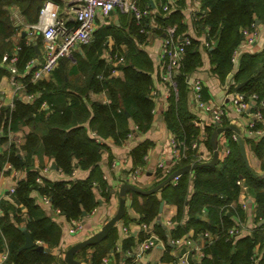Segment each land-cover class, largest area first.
<instances>
[{"label": "trees", "instance_id": "trees-1", "mask_svg": "<svg viewBox=\"0 0 264 264\" xmlns=\"http://www.w3.org/2000/svg\"><path fill=\"white\" fill-rule=\"evenodd\" d=\"M45 1L0 0V80L4 75L9 76L7 66L2 64L3 59L5 56L11 57L16 48H19L16 63L19 73L23 74L27 64L35 59L36 47L23 38L21 27L33 25L38 21ZM54 1L62 4V0ZM162 2L164 7L168 0ZM147 4L153 9L151 0L141 2L142 6ZM200 5L196 20L198 31L206 36V41L216 42L214 47L210 46L207 50L213 74L222 83L229 75H233L236 84L246 83L240 92L256 93L264 102V46L261 52L245 53L238 71L232 74V55L242 41V29L255 21H264V0H200ZM15 10L23 18L19 25L13 19ZM170 11H164L162 8L158 13L154 12L151 17L143 20L142 26H138L129 16L122 15L120 26H103L97 30L93 42L81 48L83 54L76 56L77 64H73L70 70V59H60L50 80L30 82L34 70L37 69L35 64L24 78L27 83L26 92L38 95L35 101L27 104L22 98L16 97L13 109L0 107L2 146L9 145V131L18 133L23 127L32 128L24 145L14 141L6 151L0 153V175L7 162L13 164L16 169H29L32 156L39 151L48 155L68 177H71L76 169L90 171L85 180L50 181L44 178L42 184L36 181L41 175L38 170L28 171L27 178L19 182L16 192L12 194L15 204L2 205L4 215L1 221L0 251L7 243L9 258L6 264H66L64 259L57 262L47 251L35 248L21 250L26 240L21 230L23 227L29 231L34 242L53 246L58 244L61 237L60 227L48 216L39 198L33 196L34 192L39 196H49L53 207L60 210L69 222L82 221L85 215L92 213L99 205L97 191L101 196L110 199L111 190L103 180L99 166L106 148L105 140L126 142L131 132V124L138 126V133H146L152 128L155 120V102L152 97L155 65L140 45L147 44L149 33L165 35L170 27H176L178 39L189 35L184 34L187 26L183 22V14ZM150 19L155 20L156 27L151 26ZM126 27L130 32H124ZM19 33L20 38L14 43L13 38ZM111 42L113 45L110 48ZM200 45L199 39L192 38V44L186 48L175 77L176 91L169 97V105L164 113L168 129L182 144L181 150L184 147L187 149L186 158L171 174L164 175L163 170L159 169V179L155 186L176 170L201 163L198 161L199 152L193 148V144L200 140L202 131L193 124L195 116L189 106L187 84L188 77L202 66ZM107 50H111V54L118 53V56L125 59V65L118 66L122 76H109L113 64L108 65L103 58ZM78 73L84 75L86 81L84 87L79 89V94L75 95L66 90L69 85L66 81ZM102 73L108 78L99 80L97 76ZM90 93H105L109 102L93 101L90 99ZM204 98L208 99L207 90H204ZM43 103L49 108H42ZM215 129L212 125L205 129L211 154L213 149L210 138ZM92 132L103 143H98L96 137L91 136ZM230 133L227 132L228 135ZM234 143L230 144L231 154L219 166L186 172L181 175L176 185L170 183L164 187L160 198L157 194L140 195L142 202L135 199L132 203L133 208L140 213L139 224H155L156 233L166 244L171 238L170 233H166L164 226L157 221L162 201L178 207L173 240L190 235L192 230L193 240L200 238L202 233H210L213 238L204 241L205 257L199 264H254L258 237L238 240L229 238L228 232L232 227H239L242 219V210L235 203L242 189L237 184L238 181H242L252 190L256 201L257 220L264 221V176H258L247 168L239 149H232V146L236 147ZM246 144L261 161V171L264 172V138L257 143L247 140ZM150 147L151 143L146 140L131 149L130 154L136 169L146 166ZM134 195L139 196L136 193ZM24 209L28 211L27 217L22 215ZM260 230H264V225ZM146 238L147 236L142 240ZM118 240L119 231L114 228L105 240L84 248L75 258L93 248L95 251L91 264H102L103 259L111 251H115ZM133 240V237H129L124 242L122 252L133 250ZM208 254L211 259L207 261ZM133 261L134 259L130 258L128 264ZM257 264H264V256Z\"/></svg>", "mask_w": 264, "mask_h": 264}, {"label": "crops", "instance_id": "crops-1", "mask_svg": "<svg viewBox=\"0 0 264 264\" xmlns=\"http://www.w3.org/2000/svg\"><path fill=\"white\" fill-rule=\"evenodd\" d=\"M172 2L173 0H170V3ZM151 5L155 13H158L159 10H162V8L164 10L162 0H151ZM199 9H201L199 0H177L175 5L173 3L171 11L172 12L179 11L183 14V22L187 26V29L184 34H189L193 38L199 39L201 42L199 49L202 55V66L197 71H195L191 76L202 80L204 84V90H207L208 93V99L212 98L215 102L220 103L225 98H229L230 94L227 93L226 88L228 86L227 85L228 82H230L233 75L232 76L229 75L227 80L222 83L213 74L212 72L213 67L210 64L209 55L207 51L209 48L205 45L206 36L198 31V24H197L198 22H196ZM61 15L64 16V11H62ZM122 15L125 14H122L121 12H114L109 19L99 18L97 20V30L103 28V26H108L111 28L120 26ZM13 19L17 25L23 22V18L17 10L13 12ZM70 19H71L70 25H75L73 18L70 17ZM150 21H151V26L153 27L157 26L154 19H150ZM124 22H127V20H124ZM26 26L21 27L22 36L23 38L26 39L28 43L33 44L36 47V53L37 51L40 52L39 63H42V50H43L42 34L37 33L31 35L30 30H28ZM114 31L116 32V30ZM124 32L128 33L130 32V30H128V28L126 27ZM261 36H262L261 41L259 42L258 46L254 49V52L255 51L261 52L263 50L264 34H262ZM19 38H20V33L13 38L14 43L17 42ZM164 38L165 35H156L154 33H149L146 40L147 44L144 46L143 44L140 45V47L143 48L149 54L155 65V71L152 75L153 78L152 97L155 102V110H154L155 120L152 124V128L146 133H137L135 140L131 142L126 141L123 143L122 142L116 143L113 139H106L104 142L106 148L102 156V159L99 163V166L102 173V178L103 180L106 181V183L108 184L111 190L110 199L101 196L99 191H97L99 205L92 211L91 214L84 216L81 224L82 227L78 229L75 233H71L70 231L72 227V221L70 222L67 221V219L62 213L59 214L55 212L53 209H51V207H44L46 208V213L48 214V216H50L52 220L60 227L61 237H60V241L56 245L50 246L47 243L35 242L36 244L35 246H43L44 252L46 251L49 252L57 262L64 259V254L69 248H71L72 246L76 245L79 242L87 240L88 238L100 232L104 227V225L117 213L120 202L119 191L123 185V182L121 181L120 177L122 175L131 176V174L136 170V168L133 166V162L130 154L132 148H134L136 145L146 140H148L151 143V147L148 152L147 164L138 175L136 182L137 186H139L142 189L148 190L155 186L156 181L159 179V169H157V165L160 161H165L168 165L172 164V160H173L172 148L170 147L169 144V139L172 135V132L168 129L166 122L164 120V113L168 108L169 98H167L165 95L167 88L165 84L162 82L163 65L161 64L160 61L161 48ZM38 43H40V45H38ZM112 45L113 43L111 42L109 44V47L111 48ZM81 50L82 49L76 50L72 54V57L68 58L70 59L68 70L71 69L73 64H77L76 56L79 54H83ZM107 54L108 53H105L103 58L105 59L106 63H110V61L107 59ZM237 71H238L237 68H233L232 74H235ZM119 76H122V72L120 73ZM8 78H9L8 75H4L0 80V91L3 89L6 90V95L0 102L1 107L2 106L9 107L10 103L15 101L16 99L15 96L13 95V91L9 84ZM47 80H50V77L47 78ZM85 81L86 78L81 73L73 75L69 78L68 81H66L67 83H69V85L66 86V90L72 94L78 95L79 89H82L84 87ZM90 94H91L90 99H92L93 101H101V102L108 101L106 94H95V93H90ZM231 117L236 118V116L234 115H231ZM31 131L32 128L28 126L23 127L21 128L20 131H18L16 140L17 141L19 140L21 146L26 143L27 135ZM203 131L204 130H202V132ZM93 133L94 132L91 133V136H93ZM234 144L236 145V147L232 146V149L233 147L235 150L239 149L241 153L239 143L235 142ZM7 148H9V145L8 147L2 146V152L6 151ZM221 148L222 145L218 143V149ZM249 148L250 147L246 144L248 164L246 162L245 164L247 168L258 176H264V172L261 171V164H262L261 161L258 160L256 156H254L252 150H250ZM210 151L211 150L207 145V138H206L200 144L199 153H202L205 156H207L208 159L206 160H210L213 156V153L211 154ZM23 155H25L24 152ZM32 157H33L32 163L29 169L27 168L16 169L14 167V169L12 170L6 168V164L8 162L5 164L3 169V174L0 175L1 206L9 203L15 204L12 198L13 195L9 193V190L12 187H17L21 180L26 179L28 176V171L38 170L41 173L43 169L47 167H51V170L44 175V177L50 181L75 180V179L85 180L90 175V171L76 169L71 177H68L65 174L64 176H60L56 172V170L52 168V164H53L52 159L48 155L44 154L43 151H39L38 154H35ZM176 166L177 165L174 164V168ZM161 193H162V189L158 193H156L159 198L161 197ZM134 194L135 192H129L127 194L126 213L124 216V218L126 217L125 218L126 220L123 221L124 220L123 218L120 222L117 223L115 228H117L119 231V239L120 241L123 242V245L124 242H126L129 237H133L134 238L133 242L135 243V247L133 248L132 251H130V254L129 252L124 253V252L111 251L103 259L102 264H128L129 259L130 258L133 259L135 256H137L139 252V243L146 235L138 222L140 219V213L132 206V203L134 202L135 199H137L138 202H142V198L140 194L139 196ZM33 196L35 198L40 197L36 192L33 193ZM235 203L242 210L241 213L242 219H241V224L239 226L241 232H240V236L238 237V240L242 238L254 239L253 238L254 236L258 237L257 239L259 242L256 244L255 247L257 262H254V264H257L259 261L263 259L264 256V230H260V227L264 225V221L258 222L256 217L257 212H256L255 197L253 195L252 190L248 188L245 184L242 186L239 197ZM244 203L248 205V208L246 210L242 208V204ZM177 214H178V207L176 205L167 204L165 202L163 212L160 215V219H158V221L162 226H164L163 228H165L166 233L168 234L170 233L169 235L171 236V238H169L167 244L162 239H160L163 242L162 245L155 246L145 256H143L141 260V264H179L177 262V256L182 253V250L173 248L171 244V241L175 238L174 225H176L175 222H176ZM22 215L24 217H27L28 211L24 209ZM168 221H172L174 224L170 227L166 226L165 222ZM235 221L236 223L238 222V220ZM123 228H126L127 233L123 232ZM191 232L194 233L193 230ZM195 241L204 246V242L201 241L200 238H197ZM94 251L95 250L93 248L87 249L83 254L80 253L81 255L79 256V258H77V260H79L81 264H91V258L92 255L94 254ZM210 259H211V255L208 254L206 256V260L208 261ZM189 262L190 264L200 263L196 260V258H194L193 255L189 257Z\"/></svg>", "mask_w": 264, "mask_h": 264}, {"label": "built area", "instance_id": "built-area-1", "mask_svg": "<svg viewBox=\"0 0 264 264\" xmlns=\"http://www.w3.org/2000/svg\"><path fill=\"white\" fill-rule=\"evenodd\" d=\"M142 1L143 0H62V4H60L54 0H46L41 9L38 21L33 25L26 26L28 30H30L31 35L37 33L42 34V63H39V59H34L27 64L23 74L19 73L16 67L19 48H16V52L11 57L5 56L2 62V64L6 65L8 68V80L15 98L20 97L27 104L33 103L38 95L26 92L27 83L24 82L25 75H27L29 70L36 64L37 69L34 70L30 82L35 83L49 78L58 67L60 59L72 57V54L76 50L93 42L95 33L97 32V20L99 18L109 19L114 12H121L134 20L138 26H142L143 20L154 14V10L150 8V5H141ZM176 1L177 0H173V2L170 3L169 0L164 6V11L169 12L170 7L173 3L175 5ZM62 11H64V16L61 15ZM70 17L73 18L75 25H70ZM141 30L143 32V29ZM262 34H264V21H255L250 26L242 29V41L232 55L233 68H237L238 70L241 59L245 53L254 52V49L261 41ZM192 38L191 35H186L178 39L176 37V27H170L166 31L162 43L160 61L163 65L162 82L167 88L165 94L167 98L171 97L173 91H176L175 77L185 56L186 48L192 44ZM205 45L208 48H210V46L214 47L216 42L211 41L210 43L205 41ZM106 53H108L107 59L110 61V63L107 64H113L109 76H119L121 71L118 69V66L125 65V59L122 56H118V53L111 54V50H107ZM97 78L99 80H105L108 77L102 73L99 74ZM187 84L189 88V106L195 116L193 124L196 128L205 131L206 127L211 125L215 128L234 125L240 130V134L230 131L231 133L229 135L227 132L219 135L218 143L222 145V148L218 149L220 162L228 158L231 154L230 144L232 142H238L240 137H242L245 142L248 140L255 143L264 138V102L259 99L258 94L240 92L237 90L238 84L233 81L232 77L226 88L227 93L230 94L229 98H225L220 103H217L212 98H204V84L201 79L189 76ZM0 92L3 99L6 95V90L3 89ZM108 102L109 101L103 103ZM9 107L11 109L15 107L14 101L10 103ZM42 108L48 109L49 106L43 103ZM231 115L236 116V118L231 117ZM225 122H227V125ZM204 131L202 132L200 140L193 144V148L198 150V152L201 142L206 139V133ZM137 133L138 126L131 124V132L127 136V141H134ZM17 135V133L9 131V145L17 141ZM93 136L96 137V134L93 133ZM96 141L98 143H103V141L97 137ZM17 143L20 144L19 140ZM169 144L172 148V164L168 165L165 161H160L157 165V169L163 170L164 175L171 174L174 169V164L178 165L186 158L187 149L184 147L183 150H181L182 144L179 143V140L173 135H171L169 139ZM1 152L2 144L0 143V153ZM199 156V162L203 163L208 161L206 160L208 157L204 154L199 153ZM147 160L148 156L146 157V161ZM6 168L13 170L14 166L11 163H7ZM142 169L143 168H137L131 176L122 175L120 179L123 184L129 183L137 185V177ZM50 170L51 167L43 169L36 181L42 184L45 178L44 175ZM56 172L60 176H64V173L59 169H57ZM180 177L181 175L175 177L171 184L176 185ZM237 184L241 187L244 185L242 181H238ZM16 189L17 187L10 188L9 193L14 194ZM39 202L43 207H51L55 212L61 214L60 210L53 207L49 196H40ZM242 208L246 210L248 205L244 203L242 204ZM3 215L4 212L0 200V234H2L1 221ZM81 224V220H73L70 230L71 233H75L80 229L82 227ZM173 224L172 221L165 222V225L169 227ZM154 226L155 224L140 225L147 238L140 241L139 252L137 256L133 258L134 261L132 264H141L143 256L155 246L162 245L163 242L156 233ZM123 232L127 233L126 228H123ZM240 232L241 230L239 227H232L228 233L229 238L237 239L240 236ZM212 238L213 237L208 232L200 235V240L203 242ZM171 244L173 248L182 250V253L177 256V262L179 264H190L189 257L191 255H193L198 262H201L205 257L203 251L204 246L193 240L192 233L180 239L172 240ZM122 248L123 242L119 239L115 251L122 252ZM127 252L130 254V251ZM8 258L9 249L6 243L3 250L0 251V264H6ZM254 262H257V257L254 258Z\"/></svg>", "mask_w": 264, "mask_h": 264}, {"label": "water", "instance_id": "water-1", "mask_svg": "<svg viewBox=\"0 0 264 264\" xmlns=\"http://www.w3.org/2000/svg\"><path fill=\"white\" fill-rule=\"evenodd\" d=\"M39 55H40V52L37 51V53L35 55V59H39ZM245 85H246V83L238 84L237 90L242 89ZM228 131H234V132L240 134L239 128H237L234 125L218 127L212 132V135L210 138V144H211V147L213 149V156L210 160L203 162V163H199V164H195V165H187L185 167H182V168L176 170L166 180H164L160 184H158L155 187L148 189V190L142 189L139 186L134 185V184H129V183L123 184L122 187L120 188V191H119L120 202H119V208H118L117 213L104 225V227L102 228V230L100 232H98L97 234L88 238L87 240L79 242L76 245L69 248L64 254L65 263L66 264H81V262L75 258L76 254L86 247L99 244L100 242H102L103 240H105L109 236L110 232L116 227L117 223L120 222L125 216V213H126V196L129 192H135V193H138L140 195H145V196L153 195V194L158 193L161 189L166 187L168 184H170L172 182V180L179 175H182L186 172H192V171H195L197 169L204 168V167H217V166H219L221 162L219 159L218 138H219L220 134H222L224 132H228ZM238 143H239V146L241 149V154L244 158V161L248 164V157H247V152H246L245 140L242 137H240L238 140ZM52 168L54 170H57L58 166L55 163H53ZM112 193H114V192H112ZM164 204H165L164 201H162L160 204V207H159L160 215L163 212ZM159 219H160V217H159ZM21 230L24 232L25 239H26L24 246L21 248L22 251L26 250V249H31V248H35L36 250H39V251H44L43 246H35L36 244L33 241L30 233L28 232V230L26 228H21Z\"/></svg>", "mask_w": 264, "mask_h": 264}, {"label": "rangeland", "instance_id": "rangeland-1", "mask_svg": "<svg viewBox=\"0 0 264 264\" xmlns=\"http://www.w3.org/2000/svg\"><path fill=\"white\" fill-rule=\"evenodd\" d=\"M238 119V118H237ZM187 151V150H186Z\"/></svg>", "mask_w": 264, "mask_h": 264}, {"label": "bare ground", "instance_id": "bare-ground-1", "mask_svg": "<svg viewBox=\"0 0 264 264\" xmlns=\"http://www.w3.org/2000/svg\"><path fill=\"white\" fill-rule=\"evenodd\" d=\"M229 233V232H228Z\"/></svg>", "mask_w": 264, "mask_h": 264}]
</instances>
